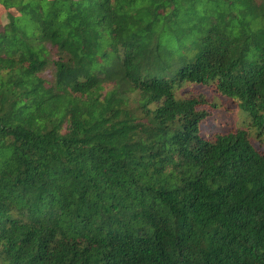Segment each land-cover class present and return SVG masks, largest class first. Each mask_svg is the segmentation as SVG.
I'll return each mask as SVG.
<instances>
[{
    "label": "trees",
    "instance_id": "obj_1",
    "mask_svg": "<svg viewBox=\"0 0 264 264\" xmlns=\"http://www.w3.org/2000/svg\"><path fill=\"white\" fill-rule=\"evenodd\" d=\"M0 5V264H264V0Z\"/></svg>",
    "mask_w": 264,
    "mask_h": 264
},
{
    "label": "rangeland",
    "instance_id": "obj_2",
    "mask_svg": "<svg viewBox=\"0 0 264 264\" xmlns=\"http://www.w3.org/2000/svg\"><path fill=\"white\" fill-rule=\"evenodd\" d=\"M15 11L7 10L0 5V25L5 24L8 13ZM51 68L46 69L41 75L44 78L51 77ZM180 96H202L205 100L199 108L205 110L206 116L200 123V132L203 136H211L215 133L229 132L238 127L248 128L249 118L246 113L241 112L236 103L229 97L219 95L214 86H199L194 84L183 85L177 89ZM249 135L254 147L264 152V135L257 133L253 128H249Z\"/></svg>",
    "mask_w": 264,
    "mask_h": 264
}]
</instances>
